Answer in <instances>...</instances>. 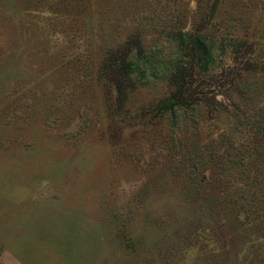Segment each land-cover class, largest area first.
I'll use <instances>...</instances> for the list:
<instances>
[{
  "label": "rangeland",
  "instance_id": "374dc122",
  "mask_svg": "<svg viewBox=\"0 0 264 264\" xmlns=\"http://www.w3.org/2000/svg\"><path fill=\"white\" fill-rule=\"evenodd\" d=\"M263 150L264 0H0V264H264Z\"/></svg>",
  "mask_w": 264,
  "mask_h": 264
},
{
  "label": "trees",
  "instance_id": "16d2710c",
  "mask_svg": "<svg viewBox=\"0 0 264 264\" xmlns=\"http://www.w3.org/2000/svg\"><path fill=\"white\" fill-rule=\"evenodd\" d=\"M135 48L137 49L138 47H132L130 44H126V45L124 44L120 48L109 53L108 60H111V63H110L111 65L109 66V69H108L109 71L105 79L106 81L111 83L112 86L115 88L117 95H118V100L120 101L126 98L127 91L132 87L133 71H132V63L130 61V56ZM252 52H253V49L251 50L249 54H251ZM250 62L251 60L244 63V65H246L244 72H250L254 69L253 67L248 66L249 64H252ZM204 75L205 76H203V80L205 81L206 80L205 77H208V75L207 73H205ZM212 77H215V76H212ZM257 154H259V151H257ZM247 161L248 163L243 165V167L246 166L247 169H251L253 164L250 162L249 157Z\"/></svg>",
  "mask_w": 264,
  "mask_h": 264
}]
</instances>
